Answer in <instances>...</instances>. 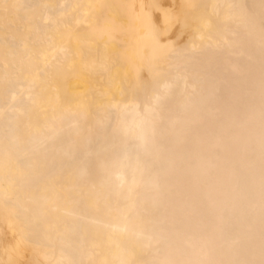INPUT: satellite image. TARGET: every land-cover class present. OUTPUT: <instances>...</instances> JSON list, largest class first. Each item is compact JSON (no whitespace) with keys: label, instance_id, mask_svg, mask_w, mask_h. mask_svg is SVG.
<instances>
[{"label":"bare ground","instance_id":"bare-ground-1","mask_svg":"<svg viewBox=\"0 0 264 264\" xmlns=\"http://www.w3.org/2000/svg\"><path fill=\"white\" fill-rule=\"evenodd\" d=\"M0 264H264V0H0Z\"/></svg>","mask_w":264,"mask_h":264}]
</instances>
